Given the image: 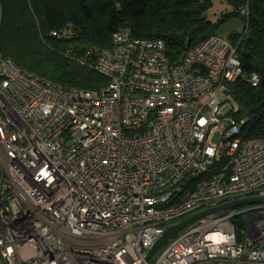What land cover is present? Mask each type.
Returning <instances> with one entry per match:
<instances>
[{
  "label": "built area",
  "instance_id": "obj_1",
  "mask_svg": "<svg viewBox=\"0 0 264 264\" xmlns=\"http://www.w3.org/2000/svg\"><path fill=\"white\" fill-rule=\"evenodd\" d=\"M79 59L106 78L99 91L0 53L1 264H143L173 221L264 197V136L242 138L243 120L221 106L226 83L260 80L243 74L229 41L212 34L172 64L162 39L122 27ZM236 214L246 218L238 244ZM151 264H264V203L208 213Z\"/></svg>",
  "mask_w": 264,
  "mask_h": 264
},
{
  "label": "trees",
  "instance_id": "obj_2",
  "mask_svg": "<svg viewBox=\"0 0 264 264\" xmlns=\"http://www.w3.org/2000/svg\"><path fill=\"white\" fill-rule=\"evenodd\" d=\"M231 10L217 22L207 19L212 0H0V53L16 65L52 82L99 91L106 78L80 62L85 51L108 47L113 31L128 27L132 36L159 38L170 63L216 33V24L243 18V31L228 38L236 45L243 74L256 73L259 83L245 79L225 84L228 114L242 119V138L264 136V0H223ZM245 5L248 14L239 12ZM50 30L61 33L52 36ZM94 53L87 57L89 61ZM237 227L241 217L234 219Z\"/></svg>",
  "mask_w": 264,
  "mask_h": 264
},
{
  "label": "bare ground",
  "instance_id": "obj_3",
  "mask_svg": "<svg viewBox=\"0 0 264 264\" xmlns=\"http://www.w3.org/2000/svg\"><path fill=\"white\" fill-rule=\"evenodd\" d=\"M223 1V0H222ZM240 8H242V9H244V12H246L247 14H248V9H247V7L245 6V5H242V6H240ZM227 12H229V11H225V13H227ZM224 13V14H225ZM219 19H214L213 21H214V23L215 22H217ZM212 21V20H211ZM212 21V22H213ZM50 33V32H49ZM214 35H218V36H220V37H222V38H224V39H226L227 41H229V43H230V45L234 48V53L236 54V58H237V60L239 61V63H240V59H239V55H238V52H237V50H236V45L228 38V36H223V35H220L219 33H214ZM2 55V54H1ZM9 58V57H8ZM20 67V66H19ZM22 68V67H21ZM24 69V68H23ZM27 70V69H26ZM29 71V70H28ZM31 72V71H30ZM40 76V75H39ZM42 77V76H41ZM91 91V90H90ZM225 97V96H224ZM225 99V98H224ZM226 100V99H225ZM227 107V113H228V111L230 110V108L228 107V106H226ZM4 176H5V171H4V167H3V165L0 163V183H1V181H2V179L4 178ZM247 197H252V196H245V197H242V198H247ZM260 198H264V197H260ZM237 199H241V198H237ZM233 200H236V199H233ZM233 200H230V201H233ZM230 201H227V202H230ZM224 203H226V202H223L222 204H224ZM260 203H264V201H255V202H249V203H245V204H242L241 205V209L242 208H244V207H248V206H250V207H252V206H256V205H258V204H260ZM221 205V204H220ZM240 206V205H239ZM216 207V206H215ZM236 207H238V206H234V207H229L228 209H238V208H236ZM228 209H226V210H228ZM205 210H207V209H205ZM222 210H225V209H222ZM225 210V211H226ZM200 211H203V210H198V211H195V212H193L192 214H194V213H196V212H200ZM215 212V211H214ZM211 213V212H210ZM192 214H189L188 216H190V215H192ZM207 215V214H206ZM188 216H186V217H188ZM205 216V215H204ZM186 217H183V218H181V219H179V220H177V221H180V220H182V219H184V218H186ZM203 217V216H202ZM237 217H241V219H242V221H243V225L241 226V227H237L236 226V224H235V222H234V219L235 218H237ZM201 218V217H200ZM200 218H198V219H200ZM198 219H196V220H198ZM195 220V221H196ZM194 222V221H193ZM228 222H229V224L232 226V229H233V234H234V236H235V239H236V243L238 244V243H240V242H242L244 239H245V230H246V218H245V214H236V215H233V216H231V217H229L228 218ZM192 223V222H191ZM190 224V223H189ZM168 225H170V224H168ZM167 225V226H168ZM166 226V227H167ZM165 227V228H166ZM210 227L211 226H207V227H205V228H203V231H206V230H208V229H210ZM164 228V229H165ZM181 230V229H180ZM179 232V231H178ZM163 233V232H162ZM176 237V236H175ZM174 237V238H175ZM173 239V238H172ZM170 240V239H169ZM167 242V241H166ZM165 242V243H166ZM164 243V244H165ZM163 244V245H164ZM162 247V246H161ZM160 247V248H161ZM159 248V249H160ZM158 249V250H159ZM63 253H64V255H66V256H71V255H73V253H74V250L73 249H71V248H69V247H64V249H63ZM56 254L53 252V253H51V255H50V259H53V257L55 256ZM155 257V254L150 258V259H148L147 261H145V263H143V264H151L152 263V261H153V258ZM1 264V263H0Z\"/></svg>",
  "mask_w": 264,
  "mask_h": 264
},
{
  "label": "water",
  "instance_id": "obj_4",
  "mask_svg": "<svg viewBox=\"0 0 264 264\" xmlns=\"http://www.w3.org/2000/svg\"><path fill=\"white\" fill-rule=\"evenodd\" d=\"M255 201H264V198L260 197H247V198H241V199H236L230 202H226L224 204L218 205L216 207L203 210L200 212H196L180 221H177L175 223H172L168 225L164 230L163 233L158 237V239L152 244V246L148 249L146 256H145V261L150 259L157 251L158 249L169 239L174 238L178 231L182 229L184 226L188 225L189 223L195 221L196 219L214 211L222 210V209H228L229 207H234V206H239L245 203L249 202H255Z\"/></svg>",
  "mask_w": 264,
  "mask_h": 264
},
{
  "label": "rangeland",
  "instance_id": "obj_5",
  "mask_svg": "<svg viewBox=\"0 0 264 264\" xmlns=\"http://www.w3.org/2000/svg\"><path fill=\"white\" fill-rule=\"evenodd\" d=\"M231 7L225 3V1L222 0H212V6L210 7V9L207 12V19H209L210 21L214 20V19H219L221 17H223L225 11H230ZM214 22V21H213ZM216 31L217 33H219L220 35L223 36H228L232 33H241L243 31V18H238V17H230L228 19H224L222 21H220L219 23L216 24ZM220 98L222 101L221 106H228L229 108L233 106L232 102L230 100H225L224 95L220 93ZM219 135L218 133H216L213 136V140L216 141L218 139ZM241 207L238 206L236 208ZM177 222V220L173 221L172 223Z\"/></svg>",
  "mask_w": 264,
  "mask_h": 264
}]
</instances>
